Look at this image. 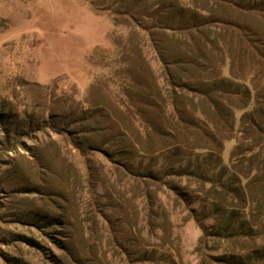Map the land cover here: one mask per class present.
Returning <instances> with one entry per match:
<instances>
[{"label":"rangeland","instance_id":"1","mask_svg":"<svg viewBox=\"0 0 264 264\" xmlns=\"http://www.w3.org/2000/svg\"><path fill=\"white\" fill-rule=\"evenodd\" d=\"M112 1L0 0V109L13 104L21 117L27 111L48 117V98L70 106L97 101L109 87L119 91L114 38L127 29L115 25ZM37 139L51 140L39 151L43 161L24 145L34 147ZM19 141L12 149L0 144V264H143L153 255L175 264H264L259 227L241 228L236 218L231 237L218 234L233 203L239 205L231 192L222 198L240 185L231 180L235 140L225 144V174L218 169L196 177L164 173L163 158L151 169L144 156L117 153L114 162L101 152L83 155L69 132L52 127ZM211 179L217 180L213 200L199 193L212 187ZM53 206L67 227L32 221ZM69 241L67 250L62 244ZM225 255L233 261L216 260Z\"/></svg>","mask_w":264,"mask_h":264},{"label":"trees","instance_id":"2","mask_svg":"<svg viewBox=\"0 0 264 264\" xmlns=\"http://www.w3.org/2000/svg\"><path fill=\"white\" fill-rule=\"evenodd\" d=\"M109 9L115 25L127 29L114 38L120 90L109 87L97 101L70 106L48 98V117L45 111L21 117L13 104L5 105L0 109V144L12 149L21 137L52 127L69 132L83 155L101 152L116 162L117 153L144 156L151 169L163 158L164 173L196 177L218 169L225 174V144L235 140L231 180L240 185L223 189L222 198L231 192L239 205L233 203L218 234L231 237L232 229L238 230L236 218L242 219L241 228L252 224L264 232V0H114ZM238 111H243L239 120ZM50 141L24 145L43 161L39 151ZM210 181L212 187L203 186L199 193L213 200L217 180ZM42 210L48 215L37 213L33 222L67 227L60 207ZM62 245L72 248L71 241ZM261 250L257 252L264 253V245ZM144 259L143 264L176 263L165 255ZM216 260L233 261L226 255Z\"/></svg>","mask_w":264,"mask_h":264}]
</instances>
